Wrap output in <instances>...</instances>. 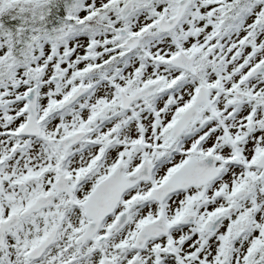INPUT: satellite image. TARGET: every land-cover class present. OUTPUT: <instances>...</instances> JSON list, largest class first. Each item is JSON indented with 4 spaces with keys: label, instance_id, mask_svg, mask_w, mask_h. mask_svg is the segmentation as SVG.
<instances>
[{
    "label": "snow or ice",
    "instance_id": "6c2138e0",
    "mask_svg": "<svg viewBox=\"0 0 264 264\" xmlns=\"http://www.w3.org/2000/svg\"><path fill=\"white\" fill-rule=\"evenodd\" d=\"M0 264H264V0H0Z\"/></svg>",
    "mask_w": 264,
    "mask_h": 264
}]
</instances>
